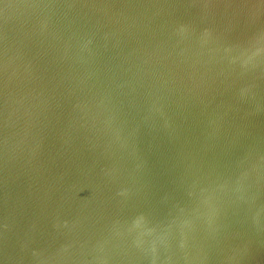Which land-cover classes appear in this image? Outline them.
<instances>
[{"label":"water","instance_id":"95a60500","mask_svg":"<svg viewBox=\"0 0 264 264\" xmlns=\"http://www.w3.org/2000/svg\"><path fill=\"white\" fill-rule=\"evenodd\" d=\"M0 264H264V0H0Z\"/></svg>","mask_w":264,"mask_h":264}]
</instances>
